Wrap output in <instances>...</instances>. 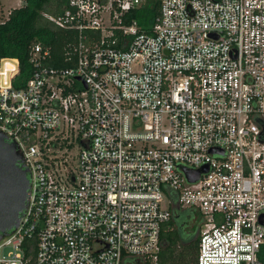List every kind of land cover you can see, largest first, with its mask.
<instances>
[{
	"label": "built area",
	"instance_id": "1",
	"mask_svg": "<svg viewBox=\"0 0 264 264\" xmlns=\"http://www.w3.org/2000/svg\"><path fill=\"white\" fill-rule=\"evenodd\" d=\"M143 2L43 13L72 38L60 60L33 43L22 87L0 60V131L29 169L0 264H152L173 193L202 216L195 264H262L264 0H159L145 28Z\"/></svg>",
	"mask_w": 264,
	"mask_h": 264
},
{
	"label": "trees",
	"instance_id": "2",
	"mask_svg": "<svg viewBox=\"0 0 264 264\" xmlns=\"http://www.w3.org/2000/svg\"><path fill=\"white\" fill-rule=\"evenodd\" d=\"M23 4L9 11L0 22V60L14 58L19 63V74L13 81L14 87H22L29 77L32 66L29 62L30 47L41 42L51 47L54 58L60 60L64 46L72 38V32L57 27L43 16V13L58 15L67 0H22ZM159 0H144L130 13V18L141 27L151 25L158 12ZM59 62L53 64H58ZM171 216L160 231V249L152 264H195L198 251V237L202 216L197 209L182 208L176 195L170 194ZM264 264V245L258 253ZM123 264H150L148 259L126 256Z\"/></svg>",
	"mask_w": 264,
	"mask_h": 264
},
{
	"label": "water",
	"instance_id": "3",
	"mask_svg": "<svg viewBox=\"0 0 264 264\" xmlns=\"http://www.w3.org/2000/svg\"><path fill=\"white\" fill-rule=\"evenodd\" d=\"M180 169L189 182H194L207 166ZM28 170L15 143L9 142L0 131V239L17 228L22 220L29 193Z\"/></svg>",
	"mask_w": 264,
	"mask_h": 264
},
{
	"label": "rangeland",
	"instance_id": "4",
	"mask_svg": "<svg viewBox=\"0 0 264 264\" xmlns=\"http://www.w3.org/2000/svg\"><path fill=\"white\" fill-rule=\"evenodd\" d=\"M23 4L22 0H0V22L5 20L11 9Z\"/></svg>",
	"mask_w": 264,
	"mask_h": 264
}]
</instances>
